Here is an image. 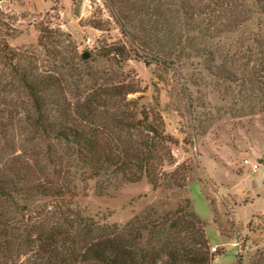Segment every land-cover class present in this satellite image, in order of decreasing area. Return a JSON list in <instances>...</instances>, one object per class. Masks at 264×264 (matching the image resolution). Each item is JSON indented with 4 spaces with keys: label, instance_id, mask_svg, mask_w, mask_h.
<instances>
[{
    "label": "rangeland",
    "instance_id": "1",
    "mask_svg": "<svg viewBox=\"0 0 264 264\" xmlns=\"http://www.w3.org/2000/svg\"><path fill=\"white\" fill-rule=\"evenodd\" d=\"M263 2L0 0V168L18 157L46 161L56 145L33 124L11 64L57 78L61 105L71 109L83 107L93 90L131 85L136 93L118 96L105 116L80 124L127 117L139 102L175 140L169 147L175 165L167 170L187 166L186 186L153 190L145 180L107 186L78 173L73 207L97 232L126 229L132 237L140 228L146 245L153 237L143 227L161 225V238L172 246L192 250L194 239L206 242L196 247L209 252L210 264H264ZM3 38L21 58L3 56ZM117 47L124 56L113 52ZM168 48L166 64L149 57ZM131 133L122 134L126 146L140 140ZM246 159L258 169L244 166ZM23 251L8 264L42 263L35 250Z\"/></svg>",
    "mask_w": 264,
    "mask_h": 264
},
{
    "label": "trees",
    "instance_id": "2",
    "mask_svg": "<svg viewBox=\"0 0 264 264\" xmlns=\"http://www.w3.org/2000/svg\"><path fill=\"white\" fill-rule=\"evenodd\" d=\"M260 4L264 7V2ZM1 40L4 42L3 56L12 62L21 58L10 50L5 38ZM170 51L162 49L160 54L149 57L166 64ZM113 52L125 55L121 47ZM11 65L29 100L33 124L56 145L47 149L43 159L46 161L18 157L0 168V264L12 262L15 255L23 254L28 248L31 252L35 250L34 257L41 264H210L209 252L196 247L207 246L200 239H194L192 250L178 248L161 238L162 233L165 234L163 226L155 225L154 229L145 226L143 229L153 238L143 245L142 229L137 228L132 237L126 229L97 232L92 221L73 207L74 179L78 173L107 186L142 180L153 190L186 186L187 166L167 170L175 165L170 161L169 150L175 140L165 133L162 121L159 126L151 121L152 112L139 102L134 101L135 112L127 117L113 116L111 122L94 124L92 128L83 125L91 117L93 123L105 114L111 100L136 93L133 86L93 90L83 107L71 109L61 105L57 78L35 75V69H26L17 63ZM100 107L103 111H98ZM127 131L140 134L134 146L123 144L122 134ZM64 161H68L69 166L64 165ZM72 169L76 170L73 176ZM174 213L186 216L181 209ZM194 225L190 223V227ZM171 228H178V225L172 222Z\"/></svg>",
    "mask_w": 264,
    "mask_h": 264
},
{
    "label": "built area",
    "instance_id": "3",
    "mask_svg": "<svg viewBox=\"0 0 264 264\" xmlns=\"http://www.w3.org/2000/svg\"><path fill=\"white\" fill-rule=\"evenodd\" d=\"M243 163H244V166L249 167V168H251L254 171L257 170L258 167H259V163L258 162H252L251 160H248V159L243 161Z\"/></svg>",
    "mask_w": 264,
    "mask_h": 264
},
{
    "label": "water",
    "instance_id": "4",
    "mask_svg": "<svg viewBox=\"0 0 264 264\" xmlns=\"http://www.w3.org/2000/svg\"><path fill=\"white\" fill-rule=\"evenodd\" d=\"M83 59L86 60V61H89L91 58L90 54L88 52L84 53L83 54Z\"/></svg>",
    "mask_w": 264,
    "mask_h": 264
}]
</instances>
